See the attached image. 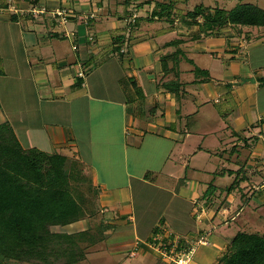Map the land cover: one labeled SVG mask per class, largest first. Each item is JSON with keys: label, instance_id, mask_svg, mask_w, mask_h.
Here are the masks:
<instances>
[{"label": "crops", "instance_id": "obj_1", "mask_svg": "<svg viewBox=\"0 0 264 264\" xmlns=\"http://www.w3.org/2000/svg\"><path fill=\"white\" fill-rule=\"evenodd\" d=\"M138 2L0 0V125L90 172L102 239L80 264H172L163 230H208L190 264H216L237 232L264 236V26L206 34L181 10L264 0Z\"/></svg>", "mask_w": 264, "mask_h": 264}, {"label": "trees", "instance_id": "obj_2", "mask_svg": "<svg viewBox=\"0 0 264 264\" xmlns=\"http://www.w3.org/2000/svg\"><path fill=\"white\" fill-rule=\"evenodd\" d=\"M159 6L161 16L169 19L171 3ZM185 16L193 23L201 16L206 34L228 25L264 26V10L252 4L229 11L214 8L206 14L197 5ZM65 164L61 154L23 149L11 127L0 125V264H79L85 259L80 243L92 245L102 239L89 230L51 229L86 217L81 202L72 195ZM216 264H264V236L237 232Z\"/></svg>", "mask_w": 264, "mask_h": 264}, {"label": "rangeland", "instance_id": "obj_3", "mask_svg": "<svg viewBox=\"0 0 264 264\" xmlns=\"http://www.w3.org/2000/svg\"><path fill=\"white\" fill-rule=\"evenodd\" d=\"M121 1H124V0H121ZM130 1H133L135 3H139L138 2L139 0H129V2ZM186 2H188V0H180V3L182 4V6L186 5ZM189 6H190V8H193V5H189ZM210 8H211L210 11L214 10L213 7H210ZM185 9L181 10L184 12L182 16H185L186 13H188V12H185L186 11ZM178 16H179V14H178ZM182 24L183 23L181 22L180 19L177 20L178 27H183ZM65 169L69 173V184H70V188L72 191V195L76 198V200L81 202L82 207H83L84 212H85V215H86L85 218L89 219V221L92 225V227L90 228L89 231L93 235H95V237L100 236L101 235L100 229L102 228V218H101V212L99 211V209L96 205V190L91 184L90 172L84 166H82V164H80L79 160L75 159V157H72V156L66 157ZM263 186H264V182L262 183L261 187H263ZM259 188H260V186L256 187V189H259ZM154 194H156L155 191H152L151 189H149L145 192L144 196L147 195V197H149V199L151 200L152 198H150V197H154ZM198 204H199V205H197L198 208L193 211V215H192L195 220H197L196 216H195L196 212L200 211V213L201 212L206 213L205 209H203L204 208L203 205L201 203H198ZM136 205L138 208L140 207L139 203L138 204L136 203ZM203 217L204 216L202 214L200 217V222H202ZM51 229L53 231H70V232L73 231L72 227H64V226L63 227L62 226L61 227L60 226H58V227L54 226ZM203 231L208 232V234H209L208 230H203ZM175 235L183 236L181 234H175ZM80 246L85 249V253H87V255L90 252L95 251V250H93L95 248L88 245L87 242L80 243ZM98 248H99V246H98ZM157 253L161 256L160 251L157 250ZM193 259H194V256H193ZM81 262H83V260ZM81 262H79V264ZM11 264H36V263H34V262H21V263H19L16 261H11Z\"/></svg>", "mask_w": 264, "mask_h": 264}, {"label": "built area", "instance_id": "obj_4", "mask_svg": "<svg viewBox=\"0 0 264 264\" xmlns=\"http://www.w3.org/2000/svg\"><path fill=\"white\" fill-rule=\"evenodd\" d=\"M58 15L61 16L62 20H65L64 13L59 11ZM131 25L134 23V17L128 20ZM82 75V74H80ZM264 143V135L262 136ZM204 212H196L195 216L198 221H200L201 215ZM164 230L160 234H156L153 237L154 248L160 251L161 257L172 264H190L193 260L194 253L199 245H208V232H204L198 237H185L177 236L168 230Z\"/></svg>", "mask_w": 264, "mask_h": 264}]
</instances>
